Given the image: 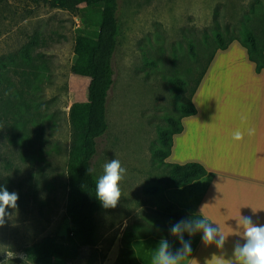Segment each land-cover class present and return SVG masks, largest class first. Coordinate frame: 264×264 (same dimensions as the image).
Returning <instances> with one entry per match:
<instances>
[{
	"label": "rangeland",
	"instance_id": "obj_1",
	"mask_svg": "<svg viewBox=\"0 0 264 264\" xmlns=\"http://www.w3.org/2000/svg\"><path fill=\"white\" fill-rule=\"evenodd\" d=\"M120 32L107 134L93 170L117 159L126 169L115 208L98 214L96 264H118L126 231L156 234L157 213L146 188L164 187L154 151L170 116L181 115L201 72L224 41L245 40L248 28L264 46V0H117ZM83 23L68 12L24 0L0 3V187L17 192L0 226V264H35L24 249L45 236L64 237L70 152L69 112L87 101L89 79L73 74L74 41ZM241 45V44H240ZM243 47V46H242ZM9 105V107H7ZM22 187V189H20ZM36 192V196L31 195Z\"/></svg>",
	"mask_w": 264,
	"mask_h": 264
},
{
	"label": "crops",
	"instance_id": "obj_2",
	"mask_svg": "<svg viewBox=\"0 0 264 264\" xmlns=\"http://www.w3.org/2000/svg\"><path fill=\"white\" fill-rule=\"evenodd\" d=\"M197 113L182 119L183 130L173 137L166 163H199L207 175L192 184L164 191V196L190 214L201 215L226 237L222 248L202 243V232L184 239L191 253L184 264H230L233 246L242 238L240 215L264 225V70L256 73L239 42L216 53L194 96ZM248 129H254L248 135ZM240 130L243 139L233 133ZM174 223H169L168 227ZM162 239L132 242L141 264H151ZM175 252L178 237L167 240Z\"/></svg>",
	"mask_w": 264,
	"mask_h": 264
},
{
	"label": "trees",
	"instance_id": "obj_3",
	"mask_svg": "<svg viewBox=\"0 0 264 264\" xmlns=\"http://www.w3.org/2000/svg\"><path fill=\"white\" fill-rule=\"evenodd\" d=\"M2 1L0 0V3ZM24 1L44 4L50 8L68 12H80L83 27L78 31L74 41L75 61L71 70L73 74L88 78L90 81L87 101L74 103L69 112L75 136L70 152L67 205V216L70 219L71 228L61 239L48 235L26 247L25 258L35 264H96L102 257L97 239L98 214L102 204L95 196L97 178L93 170V160L98 153L99 139L107 134L109 128L107 106L109 94L115 83V54L120 32L118 2L117 0ZM243 35L244 41L231 39L226 42L220 32L216 34L218 47L197 79L189 102L181 104V115L178 118L170 116L168 127L160 131L161 147L153 154L165 171L163 176L165 186L145 189V193L149 196L161 195V198L154 202L157 213L151 217L157 233L138 237L132 231H126L121 242L118 264H141L132 246L134 240L148 237L169 240L172 238L169 223L199 216L190 214L167 201L164 191L192 184L205 177L207 170L199 163L170 164L166 163V159L172 149L173 137L183 130L182 119L197 113L192 101L193 96L218 51L228 49L233 42L237 41L246 49L249 60L255 64L256 73L259 74L264 70V46L260 45L252 30L245 28ZM88 169L92 171L88 172ZM31 195L35 197L36 192L31 191Z\"/></svg>",
	"mask_w": 264,
	"mask_h": 264
},
{
	"label": "clouds",
	"instance_id": "obj_4",
	"mask_svg": "<svg viewBox=\"0 0 264 264\" xmlns=\"http://www.w3.org/2000/svg\"><path fill=\"white\" fill-rule=\"evenodd\" d=\"M254 129H248V135H253ZM244 133L237 130L233 133V139L240 141ZM92 169H88L91 172ZM126 169L117 159H113L103 166V174L97 179L95 185L96 199L105 208H115L121 199L120 181L123 179ZM18 193L9 192L6 187H0V226L5 223V218L12 213L6 210L17 208ZM239 227H242L244 243L237 241L233 246V259L230 264H264V225L255 224L251 216H241ZM174 237H178L181 247L175 252L170 250V244L162 239L157 248L153 250L151 264H184L191 253V242L184 239V233L190 236L202 232V243H215L222 248L226 237L220 229L206 219L196 216L194 218L181 219L172 224L169 229Z\"/></svg>",
	"mask_w": 264,
	"mask_h": 264
}]
</instances>
